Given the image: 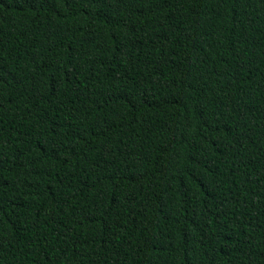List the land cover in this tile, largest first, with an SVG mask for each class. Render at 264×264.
<instances>
[{
    "label": "trees",
    "instance_id": "trees-1",
    "mask_svg": "<svg viewBox=\"0 0 264 264\" xmlns=\"http://www.w3.org/2000/svg\"><path fill=\"white\" fill-rule=\"evenodd\" d=\"M0 264H264V0H0Z\"/></svg>",
    "mask_w": 264,
    "mask_h": 264
}]
</instances>
